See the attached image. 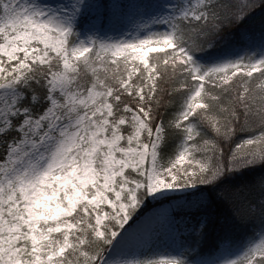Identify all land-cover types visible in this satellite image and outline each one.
<instances>
[{"label": "snow or ice", "instance_id": "obj_1", "mask_svg": "<svg viewBox=\"0 0 264 264\" xmlns=\"http://www.w3.org/2000/svg\"><path fill=\"white\" fill-rule=\"evenodd\" d=\"M0 264H264V0H0Z\"/></svg>", "mask_w": 264, "mask_h": 264}]
</instances>
